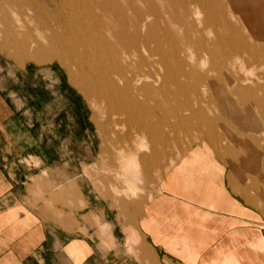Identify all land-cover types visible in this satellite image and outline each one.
<instances>
[{
  "label": "rangeland",
  "instance_id": "obj_1",
  "mask_svg": "<svg viewBox=\"0 0 264 264\" xmlns=\"http://www.w3.org/2000/svg\"><path fill=\"white\" fill-rule=\"evenodd\" d=\"M208 3L217 8L215 18L208 19L203 14L201 27L193 24L196 32L193 36L203 37L206 45L211 47L216 33L220 40L219 58H209L203 68L196 62L191 64V70L202 73L203 79L199 81L187 79L173 61L160 68L159 81L165 77L169 89L168 97L157 98L158 105L169 104L170 109L164 115L154 109L153 97L136 96L141 103L139 110L122 101L117 94L110 59L111 47L117 44L108 38L104 27L110 24L115 32L124 28L122 0H0V80L4 86L15 89L21 99L17 106L30 107L27 119L39 124L42 132L45 127L50 140L59 141L57 151L61 160L52 165L55 169H49L47 181L44 180V197L55 198L58 185L63 191L65 210L73 193H78L79 210L84 209L89 197L98 206L107 208L114 223L121 219L126 223L133 214L122 213L121 203L124 211L127 206L131 212L150 200L166 168H170L192 144L209 142L225 152L233 149L244 152V147L231 141L224 128V125L228 127L224 117L236 107L235 103L227 95V104L222 106L223 96L208 87L212 82L216 86L217 82L222 84V78H226L228 72L240 71L238 60L232 59L233 45L236 49L241 38L237 18L231 20L233 18L225 13L221 0H208ZM161 5L175 19L184 20L180 15L183 9L179 0H165ZM157 6L161 17L154 35L163 37V14L161 6ZM147 9L143 5L141 10ZM170 29L183 34L176 26ZM202 30L207 33L204 35ZM175 43L170 41L163 51L170 50ZM176 44L181 49L185 47L182 41ZM256 71L261 72L260 68ZM188 82L197 87L195 96L186 90ZM224 82L229 87L232 85L228 80ZM112 98L116 100L111 101ZM140 118L145 122L151 118L157 120L151 127L139 130L136 121ZM229 128L237 136H256L251 146L264 158L262 130L253 135L250 131L238 132ZM73 130H79V159L72 156L75 155L70 136ZM119 152L134 153L137 177H128L134 184V194L129 192L124 173L119 170ZM158 153H165L159 161L152 157ZM27 164L33 172L41 169L40 162L34 158ZM36 191L39 189L29 188L28 200L32 204L40 200ZM128 229L138 233L133 225L125 229L130 235ZM115 235L117 244L112 246V257L106 264H137L136 260L139 264H163L141 256V249L136 247L139 233L137 238L125 241V247L119 245L118 230ZM91 264H104V261L97 257Z\"/></svg>",
  "mask_w": 264,
  "mask_h": 264
},
{
  "label": "crops",
  "instance_id": "obj_2",
  "mask_svg": "<svg viewBox=\"0 0 264 264\" xmlns=\"http://www.w3.org/2000/svg\"><path fill=\"white\" fill-rule=\"evenodd\" d=\"M221 2L237 18L241 38L232 57L240 71L222 78L230 87H217L236 106L224 117L226 135L245 150L192 144L166 168L150 200L131 212L121 203L122 213L133 214L130 222L114 223L107 208L89 197L79 210L78 193L65 210L58 185L55 198L43 196L49 169L61 160L59 141L27 119L30 107L17 106L15 89L0 80V264H91L97 257L106 264L117 230L125 247L128 225L139 233L141 256L154 263L264 264V158L251 146L256 136H237L229 128L264 134V0ZM70 136L72 156L79 159V130ZM164 155L152 157L159 161ZM33 158L41 165L37 172L27 164ZM29 188L39 189L38 203L28 200Z\"/></svg>",
  "mask_w": 264,
  "mask_h": 264
},
{
  "label": "bare ground",
  "instance_id": "obj_3",
  "mask_svg": "<svg viewBox=\"0 0 264 264\" xmlns=\"http://www.w3.org/2000/svg\"><path fill=\"white\" fill-rule=\"evenodd\" d=\"M162 1L165 0H122L121 10L124 11L122 14V24L124 25V28L121 29L120 32H115L114 26H111L110 24H107L104 28L105 33L108 34V38L117 44L116 46L111 47L110 59L112 60L111 71L115 77L114 84L116 85L117 94H120L121 100L135 105V107L140 110L139 106L141 103L136 96L153 97L155 101L154 109H158L162 114L167 115V111L170 109L169 104L165 103L164 105H158L157 100L159 96H164V98L169 96V89L165 77H161L162 82L159 81L160 68L169 61H173L179 66L182 74H184L187 79L196 78L199 81L203 79L202 73L197 69L191 70V64L196 62L199 68H203L207 65L209 58H215L217 60L219 58L217 47L220 40L215 33L213 45L208 47L203 37L195 38L193 36V34L196 33L193 29V24L200 26L199 24L200 21H202L203 14L210 19V17H212L217 11V8L209 4L208 0H179L183 9L180 15L184 17V20L175 19L170 11L162 8ZM143 5L148 7L145 12L141 10ZM157 5L161 6L163 14V21H161L165 27V35L163 37L154 35V31L160 23L159 18L161 17L156 10L158 8ZM192 5L193 8H191ZM213 18L215 17L213 16ZM231 20H234V18ZM173 26L180 29L183 34L180 35V33L170 29ZM202 31L204 35L207 33L204 32V30ZM208 33L212 32L209 31ZM210 37L213 36L210 35ZM172 40L174 43L175 41L176 43L179 41L184 42L185 47L181 49L179 46H176L177 44L175 43L174 45L172 44V47H169L170 50L164 52L163 49L166 50ZM251 40L250 42H252ZM233 57L235 58V56ZM208 87L211 90L213 89L215 93L223 96L224 103L222 106H225L227 104V94L213 82L209 83ZM185 88H187L186 90H188L191 95L195 96L197 87L193 83L188 82L185 84ZM241 89L243 90V88ZM115 100V98L111 99V101ZM156 120L151 118L148 122H145L143 121V118H140L139 120L137 119V129H147L148 127H151ZM118 161L120 164L119 170H122L124 173L122 175L124 176L123 179L126 180L128 184V190L134 194V184L128 178L129 176L132 177L130 179H135L137 177L134 153L119 152ZM128 230L130 233L128 239L130 238L133 240L137 238L135 230Z\"/></svg>",
  "mask_w": 264,
  "mask_h": 264
}]
</instances>
